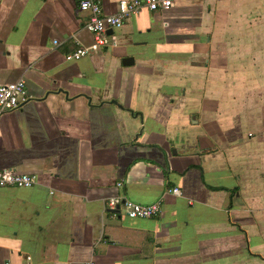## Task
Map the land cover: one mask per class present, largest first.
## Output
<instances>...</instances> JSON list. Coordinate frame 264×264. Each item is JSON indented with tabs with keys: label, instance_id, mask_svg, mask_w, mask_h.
<instances>
[{
	"label": "crops",
	"instance_id": "obj_1",
	"mask_svg": "<svg viewBox=\"0 0 264 264\" xmlns=\"http://www.w3.org/2000/svg\"><path fill=\"white\" fill-rule=\"evenodd\" d=\"M78 1L0 0V83L30 96L0 169L36 176L0 188V264H264V0L143 9L68 61L94 41Z\"/></svg>",
	"mask_w": 264,
	"mask_h": 264
},
{
	"label": "built area",
	"instance_id": "obj_2",
	"mask_svg": "<svg viewBox=\"0 0 264 264\" xmlns=\"http://www.w3.org/2000/svg\"><path fill=\"white\" fill-rule=\"evenodd\" d=\"M173 4L174 0H119L116 12L105 14L102 10V0H79V9L86 11L89 15L84 27L92 33L94 41L90 46H77L65 55V59L68 61L78 60L101 46L113 45L115 36L112 32L121 28L130 15L143 9L167 10ZM58 43L57 39L52 40L54 46ZM29 99L30 96L23 79L0 83V115L20 108ZM35 183L36 176L32 173L17 172L11 168L0 169V188L9 186L28 188ZM121 185L122 182L117 183V186ZM167 191L175 195H182L178 187L168 188ZM105 203L109 210H122L121 212L131 218H153L160 213L162 202L158 199L149 204H141L121 195H115L107 197Z\"/></svg>",
	"mask_w": 264,
	"mask_h": 264
},
{
	"label": "water",
	"instance_id": "obj_3",
	"mask_svg": "<svg viewBox=\"0 0 264 264\" xmlns=\"http://www.w3.org/2000/svg\"><path fill=\"white\" fill-rule=\"evenodd\" d=\"M109 32H111V30H109ZM113 212L118 213L119 210L118 209H115Z\"/></svg>",
	"mask_w": 264,
	"mask_h": 264
}]
</instances>
